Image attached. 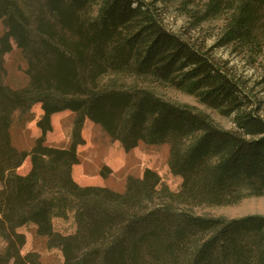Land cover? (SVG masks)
I'll return each mask as SVG.
<instances>
[{
  "label": "trees",
  "instance_id": "trees-1",
  "mask_svg": "<svg viewBox=\"0 0 264 264\" xmlns=\"http://www.w3.org/2000/svg\"><path fill=\"white\" fill-rule=\"evenodd\" d=\"M169 10L185 25L172 29ZM0 22V264H42L38 252H21L22 226L62 264H264V215L195 212L264 195V0H0ZM11 41L26 62L17 88L3 81ZM154 86L194 96L232 126ZM35 104L40 134L19 149L12 127L33 119ZM64 110L74 114L70 144L49 145L51 116ZM86 119L126 151L168 144L178 188L150 168L123 192L79 184L72 169ZM27 158L29 171L18 173ZM69 214L75 230L56 231L53 219Z\"/></svg>",
  "mask_w": 264,
  "mask_h": 264
},
{
  "label": "rangeland",
  "instance_id": "rangeland-1",
  "mask_svg": "<svg viewBox=\"0 0 264 264\" xmlns=\"http://www.w3.org/2000/svg\"><path fill=\"white\" fill-rule=\"evenodd\" d=\"M165 22L174 30H178L185 25V18L176 16L171 10L165 13ZM4 27L0 22V35ZM213 39H208L207 43L212 44ZM12 49L4 55L5 74L3 81L13 88L22 87L27 83L25 74L26 62L15 43L11 41ZM215 56L228 59L230 65H234L236 70L243 74L250 75L252 70L243 63L236 53L230 52L227 48H217ZM154 91L166 100L177 104H187L200 110L206 111L211 118L224 128H230L232 123L230 118L222 117L215 111L206 109L199 104L197 99L184 92L154 86ZM264 99V90L258 92ZM33 119L20 123L16 121L12 127L11 136L13 144L23 150H28L32 145V140L39 136L40 130L36 126V121L42 114L39 104L32 107ZM264 114V106L262 109ZM74 114L69 110L55 113L51 116L52 130L46 134V142L56 147H68L71 141ZM81 137L83 143L77 146L78 163L73 166L72 176L81 185H100L111 188L114 191L123 192L126 187L127 178L141 177L144 169L150 168L156 171L162 181L172 190H176L180 184V178L174 176L168 167L169 146L168 144H145L139 143L137 147L128 151L124 150L119 141L113 140L97 124L86 119L84 121ZM30 169V161L27 158L17 172L25 174ZM1 187V185H0ZM195 212L213 217L226 219L238 218L250 214L264 215V195L249 196L241 199L236 204L210 206L195 209ZM53 227L62 234H70L75 230L73 215L67 218H54ZM26 237V243L21 252L36 251L40 254L42 264H62V256L58 249L45 247V239L34 234L33 227L22 226L18 229ZM5 246V242L0 237V249ZM12 264V263H10Z\"/></svg>",
  "mask_w": 264,
  "mask_h": 264
}]
</instances>
